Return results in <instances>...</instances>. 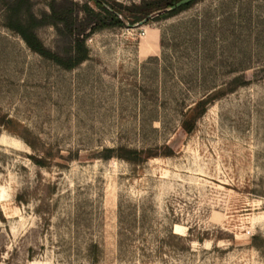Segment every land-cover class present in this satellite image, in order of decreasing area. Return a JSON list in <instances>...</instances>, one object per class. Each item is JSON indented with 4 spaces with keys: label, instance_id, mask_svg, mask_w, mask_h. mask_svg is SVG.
<instances>
[{
    "label": "rangeland",
    "instance_id": "374dc122",
    "mask_svg": "<svg viewBox=\"0 0 264 264\" xmlns=\"http://www.w3.org/2000/svg\"><path fill=\"white\" fill-rule=\"evenodd\" d=\"M11 1L0 264H264V0H200L144 25L126 9L153 0H106L126 24L89 37L73 70L6 27ZM36 32L64 50L53 27Z\"/></svg>",
    "mask_w": 264,
    "mask_h": 264
},
{
    "label": "trees",
    "instance_id": "16d2710c",
    "mask_svg": "<svg viewBox=\"0 0 264 264\" xmlns=\"http://www.w3.org/2000/svg\"><path fill=\"white\" fill-rule=\"evenodd\" d=\"M180 1L182 0H153L126 10L135 16L131 21L134 25L146 18L150 19L157 13L160 14L157 19H168L200 0L176 11L167 12ZM88 2L93 6L89 3L81 5L69 0H51L48 6L49 12L38 17L33 12L31 0H12L7 6L6 27L18 34L33 52L66 70H73L89 58L90 51L87 47L89 37L105 29L124 27L127 21L123 7L118 8L106 0H88ZM106 5L120 16L107 9ZM46 26L56 30L65 46L62 52L48 49L39 39L37 29ZM245 84L244 77H236L227 85L225 91L232 93ZM210 97L212 95L198 105H205L208 100L213 99Z\"/></svg>",
    "mask_w": 264,
    "mask_h": 264
},
{
    "label": "water",
    "instance_id": "95a60500",
    "mask_svg": "<svg viewBox=\"0 0 264 264\" xmlns=\"http://www.w3.org/2000/svg\"><path fill=\"white\" fill-rule=\"evenodd\" d=\"M196 0H182L180 2H178L177 4H175L172 8L168 9L167 12H173L176 11L178 9H181L183 7H186L192 3H194ZM107 9H109L110 11H113L109 6H107ZM114 12V11H113ZM115 13V12H114ZM117 16H120L119 14L115 13ZM149 21V18L144 19L143 21L139 22V25H144Z\"/></svg>",
    "mask_w": 264,
    "mask_h": 264
},
{
    "label": "bare ground",
    "instance_id": "6f19581e",
    "mask_svg": "<svg viewBox=\"0 0 264 264\" xmlns=\"http://www.w3.org/2000/svg\"><path fill=\"white\" fill-rule=\"evenodd\" d=\"M176 227H177L176 233H179L180 232V229H181V226L180 225H177Z\"/></svg>",
    "mask_w": 264,
    "mask_h": 264
}]
</instances>
